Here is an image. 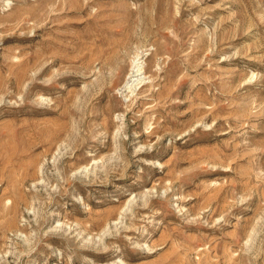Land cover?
Instances as JSON below:
<instances>
[{
    "label": "rangeland",
    "instance_id": "1",
    "mask_svg": "<svg viewBox=\"0 0 264 264\" xmlns=\"http://www.w3.org/2000/svg\"><path fill=\"white\" fill-rule=\"evenodd\" d=\"M0 264H264V0H0Z\"/></svg>",
    "mask_w": 264,
    "mask_h": 264
},
{
    "label": "bare ground",
    "instance_id": "2",
    "mask_svg": "<svg viewBox=\"0 0 264 264\" xmlns=\"http://www.w3.org/2000/svg\"><path fill=\"white\" fill-rule=\"evenodd\" d=\"M119 54H120V52H119ZM119 54H118V56H119ZM145 68H146L145 65H142V63L139 62L138 55H137V59L133 60V62H132V65H131V68H130V71H129V78L138 77V76L146 73V69ZM119 69H121L123 73L126 72V70H125L126 66L120 65ZM136 80H139L137 82V84H139V83L142 82L143 79L142 78H138ZM136 80H134V81H136Z\"/></svg>",
    "mask_w": 264,
    "mask_h": 264
}]
</instances>
